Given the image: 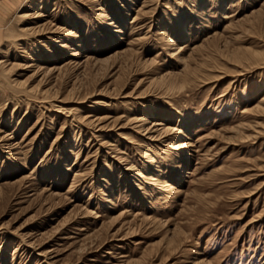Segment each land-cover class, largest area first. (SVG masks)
<instances>
[{"label": "rangeland", "instance_id": "1", "mask_svg": "<svg viewBox=\"0 0 264 264\" xmlns=\"http://www.w3.org/2000/svg\"><path fill=\"white\" fill-rule=\"evenodd\" d=\"M0 264H264V0H0Z\"/></svg>", "mask_w": 264, "mask_h": 264}, {"label": "bare ground", "instance_id": "2", "mask_svg": "<svg viewBox=\"0 0 264 264\" xmlns=\"http://www.w3.org/2000/svg\"><path fill=\"white\" fill-rule=\"evenodd\" d=\"M159 124H162V123H158L157 125H159ZM148 219V218H147ZM153 220V219H152ZM155 220V219H154Z\"/></svg>", "mask_w": 264, "mask_h": 264}]
</instances>
